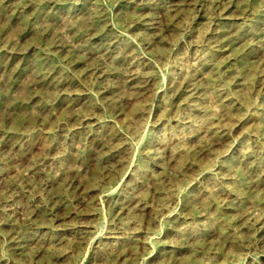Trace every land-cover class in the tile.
<instances>
[{"label": "rangeland", "instance_id": "1", "mask_svg": "<svg viewBox=\"0 0 264 264\" xmlns=\"http://www.w3.org/2000/svg\"><path fill=\"white\" fill-rule=\"evenodd\" d=\"M0 264H264V0H0Z\"/></svg>", "mask_w": 264, "mask_h": 264}]
</instances>
